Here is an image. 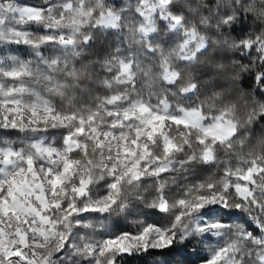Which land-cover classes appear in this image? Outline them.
<instances>
[{"label":"snow or ice","instance_id":"snow-or-ice-1","mask_svg":"<svg viewBox=\"0 0 264 264\" xmlns=\"http://www.w3.org/2000/svg\"><path fill=\"white\" fill-rule=\"evenodd\" d=\"M166 251L264 264V0H0V264Z\"/></svg>","mask_w":264,"mask_h":264},{"label":"trees","instance_id":"trees-1","mask_svg":"<svg viewBox=\"0 0 264 264\" xmlns=\"http://www.w3.org/2000/svg\"><path fill=\"white\" fill-rule=\"evenodd\" d=\"M31 2V0H30ZM167 259L175 262L176 260L183 259L186 264H201V261L194 255H190L184 251H166ZM165 256L153 252L151 255L145 254L142 256L128 258V264H153L154 260H163Z\"/></svg>","mask_w":264,"mask_h":264}]
</instances>
